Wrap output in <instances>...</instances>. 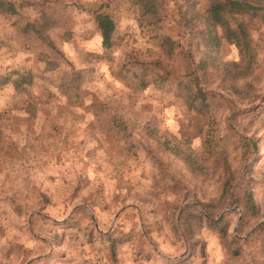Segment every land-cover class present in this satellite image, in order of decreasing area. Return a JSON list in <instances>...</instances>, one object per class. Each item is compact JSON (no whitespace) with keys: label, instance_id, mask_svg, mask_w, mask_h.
I'll return each mask as SVG.
<instances>
[{"label":"clouds","instance_id":"clouds-1","mask_svg":"<svg viewBox=\"0 0 264 264\" xmlns=\"http://www.w3.org/2000/svg\"><path fill=\"white\" fill-rule=\"evenodd\" d=\"M0 264H264V0H0Z\"/></svg>","mask_w":264,"mask_h":264},{"label":"rangeland","instance_id":"rangeland-1","mask_svg":"<svg viewBox=\"0 0 264 264\" xmlns=\"http://www.w3.org/2000/svg\"><path fill=\"white\" fill-rule=\"evenodd\" d=\"M121 211H123V209H121ZM117 216H119V213H117Z\"/></svg>","mask_w":264,"mask_h":264}]
</instances>
